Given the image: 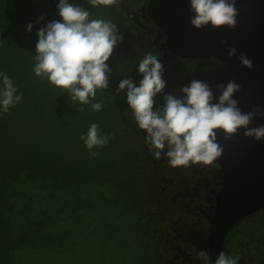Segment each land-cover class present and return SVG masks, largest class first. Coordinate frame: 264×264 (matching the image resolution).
I'll return each mask as SVG.
<instances>
[{
    "label": "trees",
    "instance_id": "1",
    "mask_svg": "<svg viewBox=\"0 0 264 264\" xmlns=\"http://www.w3.org/2000/svg\"><path fill=\"white\" fill-rule=\"evenodd\" d=\"M148 1L93 7L70 0L91 19L111 21L122 37L106 62L109 88L97 89L92 102L102 109L95 111L33 72L37 31L61 20L58 0H0V74L22 93L7 113L0 108V264H181L177 246L201 248L206 264L209 224L198 206L214 201L219 165L172 167L166 157L155 159L117 87L129 77L139 85L138 64L149 52L164 65V91L176 94L186 77L220 62L165 50L164 35L143 11ZM161 103L158 95L155 106ZM92 123L112 136L94 149L96 158L80 139ZM224 252L264 264V209L228 233Z\"/></svg>",
    "mask_w": 264,
    "mask_h": 264
},
{
    "label": "clouds",
    "instance_id": "2",
    "mask_svg": "<svg viewBox=\"0 0 264 264\" xmlns=\"http://www.w3.org/2000/svg\"><path fill=\"white\" fill-rule=\"evenodd\" d=\"M95 7L112 5L117 0H88ZM189 12L193 13L190 23L196 29L211 25L213 28L227 26L234 30L239 12L236 0H189ZM57 8L61 20H53L38 29L35 45V65L37 77L46 78L57 88L66 90L73 101L81 105L91 104L95 111L102 109V103L92 101L97 89H108L112 69L108 62L122 37L111 21L91 19L90 12L70 0H58ZM41 16L37 23L43 20ZM33 24L26 26L31 32ZM226 43V41L222 42ZM229 57L237 56V49L228 50ZM237 59L242 66L251 69L252 61L241 53ZM164 65L152 53H147L139 61L138 74L142 79L137 86L131 77L119 81L117 91L124 92L126 103L132 110L139 129L146 133L145 142L159 160L167 158L172 167L189 165L209 166L218 160L224 149L218 143L217 130H221L225 140L244 129V137L255 141L264 139V124L250 127L257 117H264V109L259 107L250 112H242L239 101L233 99L241 86L234 81L218 83V102L209 83L193 79L181 86L179 93L165 92ZM3 90L0 91V108L7 113L22 99L17 88L6 74ZM162 96V103L156 107V97ZM83 111V108H79ZM80 139L89 149V156L100 155L97 149L108 144L111 134L102 135L99 125L92 123ZM201 256L205 252H200ZM210 259V257H209ZM240 257H232L221 251L214 264H239ZM211 264L213 262L211 261Z\"/></svg>",
    "mask_w": 264,
    "mask_h": 264
},
{
    "label": "water",
    "instance_id": "3",
    "mask_svg": "<svg viewBox=\"0 0 264 264\" xmlns=\"http://www.w3.org/2000/svg\"><path fill=\"white\" fill-rule=\"evenodd\" d=\"M189 0H149L143 11L165 37V50L171 55L190 60L214 58L220 62L211 70H201L186 77L182 86L191 80H203L212 87L218 102L220 91L216 84L234 81L241 86L233 99L239 101L242 112L259 107L264 109V0H236L239 15L234 30L227 26L213 28L210 24L196 29L190 23ZM226 41V43H222ZM237 49L236 57L228 50ZM246 54L252 61L251 69L241 65L237 57ZM264 124V117L254 118L250 127ZM225 140L217 130L218 143L224 149L216 161L221 182L214 189V201L207 214V262L214 264L225 250L228 233L243 219L264 209V139L255 141L243 135ZM210 257V259H209ZM239 264H246L240 258Z\"/></svg>",
    "mask_w": 264,
    "mask_h": 264
},
{
    "label": "flooded vegetation",
    "instance_id": "4",
    "mask_svg": "<svg viewBox=\"0 0 264 264\" xmlns=\"http://www.w3.org/2000/svg\"><path fill=\"white\" fill-rule=\"evenodd\" d=\"M212 194L214 193L212 192ZM208 202L211 204L213 202V199L212 198L208 199ZM208 208H209V205L207 207H205V205L198 206V209L201 210L206 216L209 212ZM176 249H177L179 256H181V258L183 259L181 264H184V263L201 264V259L198 258V256L200 255V252L204 251L201 248H199L197 251H193V250H188L187 248L181 249L180 246H177Z\"/></svg>",
    "mask_w": 264,
    "mask_h": 264
},
{
    "label": "rangeland",
    "instance_id": "5",
    "mask_svg": "<svg viewBox=\"0 0 264 264\" xmlns=\"http://www.w3.org/2000/svg\"><path fill=\"white\" fill-rule=\"evenodd\" d=\"M207 187L210 188L211 186H208V185H207ZM213 190H214V189H212L211 191L213 192ZM207 196H208V195H207ZM211 204H212V203H211ZM211 204L209 205V207L211 206ZM208 210H209V209H208Z\"/></svg>",
    "mask_w": 264,
    "mask_h": 264
}]
</instances>
